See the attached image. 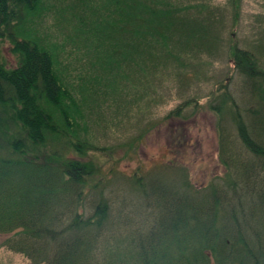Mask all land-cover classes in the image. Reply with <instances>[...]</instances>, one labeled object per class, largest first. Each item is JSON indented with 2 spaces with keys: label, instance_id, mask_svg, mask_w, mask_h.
<instances>
[{
  "label": "trees",
  "instance_id": "16d2710c",
  "mask_svg": "<svg viewBox=\"0 0 264 264\" xmlns=\"http://www.w3.org/2000/svg\"><path fill=\"white\" fill-rule=\"evenodd\" d=\"M76 1L80 4L74 8L83 5L92 16L97 13L94 0ZM187 2L189 0H102L101 22L97 17L86 20L84 16H77L76 31L87 41V52L93 53L94 57L106 58L104 66L99 67L100 74L85 78L87 89H81V94L85 90L94 94L107 88L114 90L120 83L118 72L124 68L134 78L142 67L154 72L157 64L161 69L175 65L183 73L187 67L182 61L183 54L209 53L204 45L215 40V28L223 24V21H214L215 14L221 9L213 7V12L207 14L204 12L207 1L198 5H188ZM40 3L42 0H0V42L9 44V51L15 59V66L9 67L0 53V235H9L3 246L24 255L31 264H127L130 262L127 252L142 264L156 256L159 258L155 264H206L207 254L202 250L199 257L205 261L199 257L189 258L185 249L194 246L201 235L206 244L211 242L206 233L212 231L217 232L216 240L221 242L215 216L219 207L229 213L231 222H234L230 230L240 242L246 240L241 232L244 227L264 243V215L259 214H264V183L254 189L250 182L257 180V174L245 176L249 182L246 190L257 191L245 199L257 206V218L235 217L236 199L242 189L237 188L230 173L227 175L230 184L225 189L220 190L215 185L201 191L160 186L170 176L153 174L147 178L146 184L141 177L137 181V194L146 195L145 200L152 201V207L158 211L150 214L155 220L151 234L145 237L142 228H137L133 235L129 232L133 229L119 226H114L117 229L113 231V218L107 213V208L111 210L112 205L105 193L110 180L92 164L65 157L68 153L78 155L89 147L86 141H64L67 134L71 140L77 137L72 113L73 110L75 114L79 113V109L71 92L73 86L66 85L64 78L60 77L50 50L13 33L22 20L34 14ZM217 46L215 40L212 50H217ZM231 63L250 81L264 76V72L260 74L255 68V60L248 51L235 47ZM196 67L195 64L189 66L191 72ZM148 75L153 77L151 73ZM122 81L125 82L121 80V84ZM128 83V88H136L134 79ZM242 89L251 98L257 87L251 82L250 85L245 83ZM263 95V91L258 90L255 98H262L261 102H264ZM188 99L169 111L162 120L173 117L188 120V108L195 102L193 98ZM256 104L257 107L252 104L248 110L242 111L237 99L228 92L217 94L213 100L211 110L218 116L221 139L225 138V133L229 137L232 129L238 141V145L230 144L228 140L226 144L219 143L221 160L226 166L236 158L239 145L242 153H251L258 160L264 157L263 142L251 133L254 128L256 135L264 141L261 120L264 103ZM198 108L194 105L193 109ZM245 113L249 119L244 118ZM38 152L45 153L42 159L36 158ZM239 161L242 160L235 162ZM242 165L245 170V163ZM256 166L253 163L244 174L255 171ZM228 189H231L229 198ZM85 204L88 212L82 215L77 207ZM144 209L142 206L140 213ZM94 215L98 217L96 220ZM125 230L128 232V236L125 235L127 243L122 234ZM169 235H173L176 243L173 258L158 252L149 239L163 240ZM122 240L126 247L125 244L118 247ZM112 241L116 242L111 247L114 250L106 252L107 243ZM249 244L248 249L244 248L245 258L233 257L238 264H259L251 261L252 256L264 259L259 250L254 249L258 248L255 242L250 240Z\"/></svg>",
  "mask_w": 264,
  "mask_h": 264
},
{
  "label": "rangeland",
  "instance_id": "374dc122",
  "mask_svg": "<svg viewBox=\"0 0 264 264\" xmlns=\"http://www.w3.org/2000/svg\"><path fill=\"white\" fill-rule=\"evenodd\" d=\"M203 1H207L204 11L207 14L213 12V7L218 6L221 9L215 14L214 19L215 22L218 21L217 23L223 21V24H217L219 25L215 28L217 33L213 35L218 42L217 50H212L215 42L212 39L204 45L209 53L183 54L182 61L187 64L183 73L178 71L175 65L161 69V65L157 64L154 72L142 67L136 75L137 78H134L130 71L124 68L118 72L120 83L116 84V88L114 90L107 88L98 94L92 93L91 90H85L81 94V89H87L84 84L85 78L100 74L99 67L104 66L106 58L98 55L94 57L93 53L87 52V41L76 31V26L79 24L77 16H84L86 20L97 17L98 22H101L102 0H94L96 3L93 5L97 9L94 16L85 10L83 5L79 9L74 8V5L80 4L76 0H42V4L40 3L34 14L22 20L13 32L19 38L30 40L37 45L41 44L50 50L60 77L64 78L66 85L70 83L73 86L71 92L79 109V113L75 114L74 110L72 113L73 122L76 123L74 131L78 138L71 140L70 134H67L64 141L68 143L77 140L86 141L89 147L78 155L68 153L65 157L77 158L92 164L110 180L105 193L112 205L111 210L107 208V213L113 218V231L119 226L127 230L133 229L129 231L133 235L137 233V228H142L141 233L145 237L151 234L155 220L150 214H157L158 211L152 207V201L145 200L146 195H142L143 200L142 196L137 194L139 189L137 181L141 177L146 184L147 178L153 174L170 176L165 182L158 183L160 186L169 189L178 186L184 190L201 191L215 185L220 190L225 189L230 184L227 176L230 173L237 188L244 192L242 194L241 190V195L237 196L235 217L257 218L255 215L257 206L245 200L257 191L246 190L249 189V182L245 176L257 174V180L252 179L250 182L254 189L262 186L264 157L258 160L251 153H242V147L239 145L235 152L236 158L226 166L221 160L219 143L221 141L226 144L228 140L230 144L238 145L236 132L230 129L232 134L228 137V133H225V138L221 139L219 119L211 110V105L216 95L222 92L232 94L242 111L249 109L252 104L255 107H257L256 103L263 105L262 98H255V93L258 90L264 93V76L250 81L231 62L233 50L237 47L248 51L255 60L257 71L264 72V0H232V2L189 0L187 4L198 5ZM43 10H45L43 16L38 19ZM9 47L7 42H0L3 60L9 67H13L15 59ZM191 64L197 66L193 72L189 68ZM150 73L153 77L148 75ZM146 75L148 77L142 80L141 77ZM122 77L128 82L134 79L136 88H128L129 83ZM121 80L125 82L122 81L121 84ZM251 82L257 89L253 91V97L249 98L242 86H245V83L250 85ZM188 98H193L197 102L191 103L188 108L187 114L190 115L188 120H180L176 117L162 120L169 111ZM193 104L199 106L197 109L199 111L193 109ZM244 118L249 119L247 113L244 114ZM261 120L264 124V114ZM251 133L264 144L262 137L256 135L254 128ZM44 154L38 152L35 156L42 159ZM238 159L242 161L235 162ZM243 162L246 165L245 170ZM253 163L257 164V171L255 170L257 173L251 170V173L245 175L246 169ZM228 190L227 198L231 197V189ZM125 203L128 205L125 206ZM228 205L226 207L231 210V206ZM142 206L145 209L140 213ZM220 208L223 207H219L215 216L221 242L216 240V231L206 233L211 238V242L207 244L201 235L194 246L189 245L185 249L187 256L191 259L198 258L202 250L207 254L206 264H238L233 257L245 258L244 248H249L250 240L258 246L254 249H258L260 255L264 256V243L261 242L260 237L252 231L247 232L246 228L242 227V235L246 238L243 240L246 243L244 246L234 231L230 230L234 222H231L229 213ZM77 211L82 215L86 214L88 205H79ZM259 214L264 215L263 212ZM97 218L94 215V219ZM127 230L122 232L126 243ZM8 237L9 235H0V264H31L24 255L3 246ZM149 239L158 252L170 258L175 257L176 243L173 235L163 240L154 237ZM122 241L117 244L118 247H123L124 244L126 247V243ZM115 244V241L108 242L105 251L114 250L111 247ZM119 249L124 251L122 248ZM127 258L130 260L127 264H142L141 260H135L129 252ZM158 258L156 256L148 259L145 263L155 264ZM251 261L264 264L261 256H252Z\"/></svg>",
  "mask_w": 264,
  "mask_h": 264
}]
</instances>
